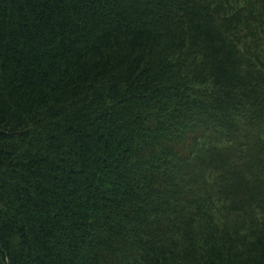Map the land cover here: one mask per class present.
<instances>
[{
  "label": "trees",
  "instance_id": "16d2710c",
  "mask_svg": "<svg viewBox=\"0 0 264 264\" xmlns=\"http://www.w3.org/2000/svg\"><path fill=\"white\" fill-rule=\"evenodd\" d=\"M0 264H264V0H0Z\"/></svg>",
  "mask_w": 264,
  "mask_h": 264
}]
</instances>
